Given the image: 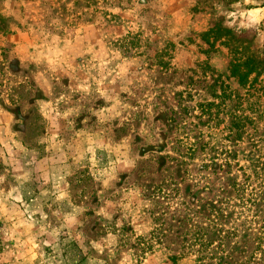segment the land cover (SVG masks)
<instances>
[{"label":"rangeland","instance_id":"374dc122","mask_svg":"<svg viewBox=\"0 0 264 264\" xmlns=\"http://www.w3.org/2000/svg\"><path fill=\"white\" fill-rule=\"evenodd\" d=\"M259 232L264 0H0V264H264Z\"/></svg>","mask_w":264,"mask_h":264},{"label":"trees","instance_id":"16d2710c","mask_svg":"<svg viewBox=\"0 0 264 264\" xmlns=\"http://www.w3.org/2000/svg\"><path fill=\"white\" fill-rule=\"evenodd\" d=\"M240 67H242L241 64H238V62H232L231 63V72H232V75L235 76V77H240L241 78V81L247 79V77L249 76V73L250 71H240ZM244 67H246V63H244ZM247 69L249 67H246ZM244 83V81H243ZM220 171H222V169L220 168ZM225 198L223 199L225 202H227V205H229L231 203V199L232 197L229 196L226 192H225ZM260 233V232H259ZM255 236L254 240H255V243H256V246L257 248L256 249H253L252 251V255H251V259L253 261H259L258 258L260 255H264V248H262V244H264V233H260V234H253V237ZM253 237H250L251 239H253ZM258 241H259V244H258ZM176 257H173L172 260L173 261H176Z\"/></svg>","mask_w":264,"mask_h":264}]
</instances>
